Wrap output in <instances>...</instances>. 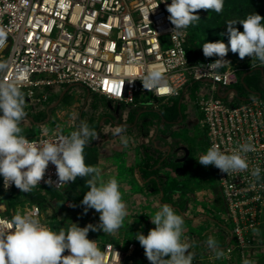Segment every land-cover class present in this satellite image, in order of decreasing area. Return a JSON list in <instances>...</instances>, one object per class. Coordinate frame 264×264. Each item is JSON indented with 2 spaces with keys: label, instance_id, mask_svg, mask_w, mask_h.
Wrapping results in <instances>:
<instances>
[{
  "label": "built area",
  "instance_id": "1",
  "mask_svg": "<svg viewBox=\"0 0 264 264\" xmlns=\"http://www.w3.org/2000/svg\"><path fill=\"white\" fill-rule=\"evenodd\" d=\"M171 0H0V59L6 69L0 72L3 82L15 81L24 89L28 105L48 98L46 87L79 84L88 93L109 101L136 106L140 103L157 109L171 99L188 92L196 82L202 84L195 94L208 149L218 145L231 154L240 144L251 143L254 151L246 154L247 171L226 174L215 169L216 182L225 208V220L233 236V245L224 254L234 256L238 264L249 261L256 245L257 229L264 224V97L251 96L230 102L220 91L239 81L240 69L225 65L219 72H209V57L192 60L187 56V29L176 37L166 10ZM158 6V7H157ZM149 13L147 17L145 12ZM159 70L167 88L159 91L143 88L142 79ZM49 77H38V75ZM132 80V81H131ZM131 81V82H130ZM231 97V94L229 95ZM64 134L40 133L26 137L30 141H54ZM259 167L261 179L252 171ZM51 179L52 185L45 181ZM56 168L49 163L41 187H56ZM4 188L0 176V190ZM66 206L73 202L66 201ZM25 213L43 219L40 207L31 204ZM24 214V213H23ZM15 214L0 201V225L12 229ZM96 241L104 253L105 264H125L134 251L129 241L125 248L110 240ZM69 252L65 251L64 255Z\"/></svg>",
  "mask_w": 264,
  "mask_h": 264
},
{
  "label": "clouds",
  "instance_id": "2",
  "mask_svg": "<svg viewBox=\"0 0 264 264\" xmlns=\"http://www.w3.org/2000/svg\"><path fill=\"white\" fill-rule=\"evenodd\" d=\"M162 2L166 3V0ZM223 7L224 0H171L166 10L174 25L172 33L180 37L183 30L199 21L200 17L194 14L198 10L221 13ZM145 15L148 17L149 13L146 11ZM262 21L264 17L256 12L239 21H228V45L222 41L205 42L202 45L204 56L219 57L207 65L209 72H219L225 65H230L224 59L229 46L231 52L238 53L240 59L251 57L253 69L264 67ZM237 23L242 25V32L234 27ZM3 37L4 33L0 31V41ZM6 67V64L0 63V72ZM142 84L146 90L159 91L164 88L170 91L159 70L148 72L142 79ZM26 116L25 94L15 81L0 80V176L3 177L5 190L14 184L21 192L30 193L44 178L51 162L58 176L56 187L74 183L78 177H88L85 179V186L89 190L81 203L86 206V210L91 208L100 213V223L88 224L83 228L72 223L67 229L61 228L56 232L42 224L34 214L17 212L11 219V230L0 225V264H105L104 253L100 251L96 241L88 239V233L90 230L115 233L122 227L128 212L116 178L105 182L101 169L85 163V146L97 139L98 133L81 121L78 130L69 135H61L54 141H30L22 134L23 129L20 127ZM116 131L119 134L124 129L118 127ZM122 143L127 147L128 139L123 138ZM254 150L251 143H243L231 154H227L218 145H213L199 157L198 162L203 166L214 165L227 175L240 173L248 170L246 154ZM251 174L257 181L261 179L259 167ZM45 182L49 185L53 183L51 179ZM150 219L155 227L149 230L147 236L137 233L135 238L144 248L151 264H193L195 254L189 251L191 245L181 239L184 232L182 216L165 204ZM206 243L216 252L217 259L223 256L218 241L209 238ZM65 251L69 254L64 255ZM243 264L251 262L245 259Z\"/></svg>",
  "mask_w": 264,
  "mask_h": 264
},
{
  "label": "rangeland",
  "instance_id": "3",
  "mask_svg": "<svg viewBox=\"0 0 264 264\" xmlns=\"http://www.w3.org/2000/svg\"><path fill=\"white\" fill-rule=\"evenodd\" d=\"M255 12L264 17V0H224L221 13H216L214 10H198L195 15H198L200 20L193 25L196 28L194 35L197 43L202 45L205 41H222L228 45L227 22L245 19L247 15ZM234 27L241 32L243 31V27L239 23ZM214 57L216 60L219 59L217 56ZM224 59L230 62L229 66L237 67L240 71L250 72L256 69L251 67V57L240 59L238 53L231 52L230 46ZM38 77H49V75L41 74ZM256 80L260 87L264 86V77L260 74H256ZM202 86L198 82L191 86L188 94L192 93L193 96L191 95L192 99L190 100H186L187 96L183 99V116L180 121L161 122L155 114L149 113L140 125L131 131H123L120 138L115 136L117 128L111 122L109 123L111 118L114 117L115 108L113 103L99 96L89 94L79 84L47 87L48 98L39 104L28 105L25 98L27 116L21 122L20 127L23 129L22 134L26 137H32L40 133L69 135L72 131L79 129L81 121L86 122L90 128L95 129L98 133V138L86 145L84 153L87 155L85 154V157L87 160L90 157L96 159L89 166H96L101 169L102 179L105 182L113 177L116 178L128 215L124 218L122 227L115 233L106 234L102 230H90L88 236H96L100 240H110L125 248L130 239L134 237L135 232L142 231L147 236L149 230L155 227L151 219L147 217L148 212L145 210L147 206L144 205V213H142L145 216L142 214L143 217L139 218L137 224H135L133 220L136 213L134 212L135 206L138 208L140 205L130 202V197L137 192L129 186L130 174L133 172L135 164L143 158L145 150L160 155L159 179L164 190L168 192L166 200L181 209L185 208V202L189 199V195L188 192L180 191L178 187L186 185L189 179H187L188 174L182 175V173L185 174L186 170L188 168L190 170L192 165L198 167L199 170L203 165L198 162V159L208 150L205 131L198 122L200 112L194 103L195 94L201 92ZM21 91L24 92V89H21ZM170 103L171 100L162 105H169ZM45 113L47 114L45 115ZM100 122H103V124ZM123 138L128 139L127 147L122 143ZM206 167H209V165ZM85 179H88V177H78L74 183H69L61 190L36 186L30 193L19 191L17 195H10L9 192L0 190V198L6 208H11L14 214L17 212L25 213L31 204L38 205L44 222L50 228L54 223L58 224L60 229H67L72 223L81 228L88 224L98 225L100 223V213L91 208L86 210V206L81 203L85 193L89 190L85 186ZM190 179L196 180L197 178L190 176ZM200 189V186H191L190 191L196 196V190L200 191ZM204 195L205 193L201 196L204 198L203 201H205ZM67 200L72 201L73 206L67 207L65 204ZM163 205L165 204L155 202L151 204L150 217L160 210ZM201 205L205 209L208 207L206 204ZM185 211L184 229L186 230L185 234L189 235L188 231H192V225L188 226L187 223H191L192 211L188 209H185ZM177 212L175 210L176 214ZM202 213L206 214V210ZM136 225L138 229L135 228ZM258 230L256 234L257 243L249 252L251 264H264V224L259 226ZM125 264H151V262L147 259L145 250L142 247V250L137 251V254L127 255ZM214 264L225 263L217 261ZM231 264H238L235 254Z\"/></svg>",
  "mask_w": 264,
  "mask_h": 264
},
{
  "label": "crops",
  "instance_id": "4",
  "mask_svg": "<svg viewBox=\"0 0 264 264\" xmlns=\"http://www.w3.org/2000/svg\"><path fill=\"white\" fill-rule=\"evenodd\" d=\"M0 63H3V59H0ZM259 68L261 70L262 67ZM241 79L242 78L239 77V81ZM235 87L236 84L228 87L227 89L221 90L220 95L224 96L225 98L227 97V100H229L230 102L243 101L254 95L261 96V94H253V92L250 93L251 95L244 93L238 96ZM190 89L191 87L188 89V91ZM230 94L231 97L229 96ZM110 102L113 103V107L115 108V110H114V117L111 118L109 123L111 122L112 125L116 128L118 127L123 128L124 132L131 131L133 128L140 125L144 120V117L147 114H149L145 112L143 113L140 110L134 112L133 109L135 107L136 108L141 107L145 109L146 105L142 103L136 106H132L124 103H116L113 101ZM103 122L100 123L103 124ZM115 136L120 138L122 136V132L119 134H117L116 132ZM182 175H187L188 178L187 177L186 178L189 179V181L186 185H180L178 189L183 192H188L189 199H187L185 202V208L181 209L179 206H175V204L171 206L170 202H168L166 198H164V200L161 201L160 193L158 191H153L151 187H147V185H145V183L140 180L137 172V164H135L133 168V172H131L130 174L131 181L129 182V186L137 191L134 195L130 197V202L135 203V205L137 204L140 205V207L138 208L135 206L134 212L136 213L133 219L135 221V224H137L139 218L143 217L141 216L144 213L143 205L147 206L145 210L148 212L147 217L150 218L152 211L150 205L154 204V202L158 204H169L174 210L178 211L177 214L182 216L183 219H185L186 216L185 209L191 210L192 211L191 213L192 218L190 220L191 223H187V224L188 226L192 225V231L191 232L188 231V234L190 235L189 236L185 234L186 230L184 229L181 239L184 242L189 243L191 245L189 251L195 254L193 264H214L217 261H223L225 264H231L233 256H231V258H228L224 254V249L227 246L233 245V236L230 233V229L225 220V208L222 201L220 190L216 182L214 166L213 165H209V167L201 166L200 169L198 170V167L192 165L190 170L188 168L186 170V173L185 174L182 173ZM190 176H192V178L196 177L197 179L191 180ZM191 186L201 187L200 191L196 190L195 192L196 196L193 195L192 192L190 191ZM201 193L202 194L205 193L204 195L205 201H203L204 198L201 197L202 196ZM201 204H206L208 207L206 209L202 208ZM205 210H206V214L202 213ZM135 228L138 229L137 225L135 226ZM137 233H142L146 236V233L140 231V232H135L134 237L130 239V241L133 242L135 245L134 251L132 252L134 254H137V251L142 250V246L140 245L139 241L135 238V235ZM209 238H213L216 241H218L219 248L223 251V256L221 258L217 259L216 252L208 247L206 241Z\"/></svg>",
  "mask_w": 264,
  "mask_h": 264
},
{
  "label": "trees",
  "instance_id": "5",
  "mask_svg": "<svg viewBox=\"0 0 264 264\" xmlns=\"http://www.w3.org/2000/svg\"><path fill=\"white\" fill-rule=\"evenodd\" d=\"M196 14V13H194ZM197 22H195L193 25H195ZM190 25L187 28L188 31V38H187V44H186V53L187 56L192 59V60H203L206 57L203 54L202 50V45L197 43L196 37H195V31L196 28L195 26ZM207 42V41H205ZM204 42V43H205ZM211 60L215 61V57H209ZM256 74H260L262 77H264V67L261 68H256L255 70H252L250 72L248 71H240L239 76L242 78L238 83L236 84V92L237 95L240 96L244 93H247L248 95H251L250 93L253 92V94H261V96H264V86L260 87L258 84V81L256 80ZM23 92V91H22ZM24 93V92H23ZM95 96H99L96 93H89ZM191 95L193 94H188L185 93L182 96L171 99V103L169 105H162L158 107L157 109H153L149 106H145V109L141 107H135L133 110L134 112L140 110L141 112L145 113H152L155 114L156 118L159 121H163L165 123H172V122H178L182 118V101L187 96L186 100L192 99ZM102 99H105L102 96H99ZM107 100V99H105ZM241 102V101H238ZM143 109V110H142ZM51 111V110H50ZM47 113H45L46 115ZM91 147V145H90ZM94 148V147H92ZM86 149V146H85ZM85 152V151H84ZM86 153H84L85 156ZM87 155V154H86ZM94 157H90L89 160L86 159L85 157V163L86 165H90L95 162ZM159 169H160V155H155L150 153L149 151L145 150L143 152V158L137 163V172L139 175V178L142 182L147 185V187H151L153 191H158L161 195V201L166 198L168 192L164 190L162 184L160 183L159 179ZM50 188V187H46ZM53 189V188H51ZM19 189L14 187L9 191L10 195H17L19 194ZM1 201V198H0ZM171 204V203H170ZM11 205V203H10ZM9 205V206H10ZM173 204H171L172 206ZM51 229L53 231L58 232L60 230L58 224L54 223L51 226Z\"/></svg>",
  "mask_w": 264,
  "mask_h": 264
},
{
  "label": "snow or ice",
  "instance_id": "6",
  "mask_svg": "<svg viewBox=\"0 0 264 264\" xmlns=\"http://www.w3.org/2000/svg\"><path fill=\"white\" fill-rule=\"evenodd\" d=\"M166 91V90H165Z\"/></svg>",
  "mask_w": 264,
  "mask_h": 264
}]
</instances>
